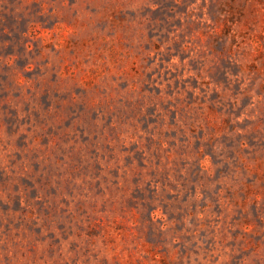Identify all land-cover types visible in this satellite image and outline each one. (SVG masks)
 I'll return each instance as SVG.
<instances>
[{"label": "rangeland", "instance_id": "1", "mask_svg": "<svg viewBox=\"0 0 264 264\" xmlns=\"http://www.w3.org/2000/svg\"><path fill=\"white\" fill-rule=\"evenodd\" d=\"M0 264H264V0H0Z\"/></svg>", "mask_w": 264, "mask_h": 264}]
</instances>
